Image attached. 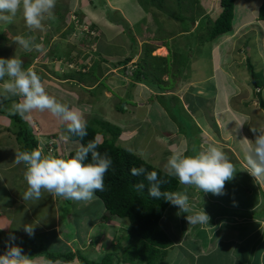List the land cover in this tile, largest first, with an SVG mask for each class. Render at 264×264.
I'll return each mask as SVG.
<instances>
[{
  "label": "rangeland",
  "instance_id": "1",
  "mask_svg": "<svg viewBox=\"0 0 264 264\" xmlns=\"http://www.w3.org/2000/svg\"><path fill=\"white\" fill-rule=\"evenodd\" d=\"M119 1L122 3L121 5L118 0H82V3L97 8V11H93L95 15L101 14V9L104 11V9L111 7L122 8L131 24L132 33L129 36L134 40L132 43L129 42V36L126 37L120 30L115 31L113 27H108L111 31L107 33V27L101 26V31L91 32L93 34L91 37H84L82 32L88 30V24L80 23V20L77 19L78 16L72 12L68 14L66 19L60 20L56 9H54L56 11L55 18L44 22L43 31H35L31 34L23 20L19 23L17 21V24L12 28L5 27L4 31L6 30L7 33L12 31L15 35L22 34L25 38L38 35L35 42L42 44L44 51L34 50L30 52L29 56L33 55V58L30 65L25 69L31 67L35 72L41 73L46 90L59 101L81 108L87 106L89 108V111L85 113L87 122L93 118H98L118 127L120 136L117 145L134 153L149 164L163 167L168 156L176 147H185V154L193 155L209 145L203 140L200 132L193 128L192 121L179 107L172 106L170 115H175V119H168L167 114L163 111V104L151 97L153 96L151 93L155 91L138 84L129 85L128 80L108 64V62L122 60L134 54L131 61L126 65L129 67L127 69L132 68L133 64L141 58L145 43L155 47L151 56H165L167 52L160 45L161 40L154 38L164 36L166 37L164 40L176 46L178 50L187 49L188 51V68L181 77L170 81L174 88L170 93L165 94L166 96H175L180 104V99L185 102L186 97L188 101H193L197 109L192 119L198 117L202 119L201 123L210 124L211 115H207V112L212 109V106L208 105L202 108L203 101L214 95L216 102L214 107L218 106L216 109L223 110L222 99L226 95H231L232 98L236 97L237 102V99L240 98V89L238 88L243 85L248 93L249 91L252 93L248 99L252 105L248 107L251 109H247V113L253 119L254 109L257 107L255 103H259L260 100L255 95L256 91L251 78L260 84L259 94L264 103V21L256 20L257 8L261 0H234L231 31L210 40L208 43L204 42V44H200L197 38L204 35L209 22L218 15L220 11L219 0H197L199 4L198 16L191 24L189 23L192 35L189 34L190 32L181 33L180 25L183 21L174 22L172 17L170 19V17H166L165 13H162V9L155 12L156 17L151 16V14L142 15L143 11L142 13L135 11L136 16L134 18L132 14L134 10L139 8L135 1ZM165 2L170 9H173L172 0H165ZM55 7L61 8L57 4ZM86 13L92 15L89 9L86 10ZM108 15L112 19L116 18L115 14L109 13ZM80 17L83 21L82 15ZM93 18L96 19V17ZM104 21L106 20L104 19ZM127 24L129 23L127 22ZM172 31L174 34L168 35ZM3 34L5 35V32L2 30L0 37L4 39ZM2 38H0V56L2 58L13 57L14 54L10 52L9 47H19V45L15 42L3 43ZM66 50L69 51L67 56L64 55ZM95 53L97 56H94ZM56 56H60L61 60H56ZM29 58L24 59L22 57L21 59L25 61ZM70 58L73 59L72 62H70ZM86 58L88 59L85 70L79 69V65ZM100 58L106 60L107 63H100ZM246 60L249 61L250 69ZM95 63L101 70V73L98 74L100 79L103 77L100 86H96L95 83L94 86L96 87H88L90 84L77 83L75 78L64 79L67 75L78 70L86 74L92 66L96 65ZM7 79L5 77V80ZM161 79L165 80L166 78L162 76ZM3 82L0 81V84ZM200 82H202L201 85H198ZM188 92L191 96H186ZM245 92V90H241V93ZM230 103L234 104L235 101ZM114 106H119L122 113L116 112ZM250 110L252 113L249 112ZM262 111L264 113V109ZM259 114L261 115L262 112ZM28 116L29 119H24V121L29 124L37 138V148L42 149V151L46 150L45 154L49 152L54 154L52 150L54 147L52 148L48 144L49 139L44 135H57L56 144L61 149L57 147L55 149H58L59 156H61V152L66 153L78 146L76 142H70L63 138L67 128L66 124L49 111L34 110ZM223 117L229 118L231 128L237 135L239 133L237 124L242 123V118L237 114L230 118L227 113H224ZM256 124V126L260 125L259 123ZM5 127L9 126H0V129ZM157 127L160 128V131ZM182 128L185 129V134L183 133L184 142L179 140L178 135ZM3 132L2 130L0 133ZM6 136L4 139L12 145L6 141L5 146L9 150L11 149V152H15L17 147L14 142L16 141L13 138L6 139ZM239 136L240 139L243 138L242 134ZM178 140L181 142L180 144L176 143ZM0 146H3L1 138ZM18 167L22 169V172L25 171L21 165ZM235 168L234 178L226 182L222 195H214L210 192L203 193L195 187L178 183L176 192H185L188 195L192 212L204 209L210 219L209 223L190 225L187 220V213L181 212L169 202L160 219L159 227L173 244L170 249L166 250L165 257L158 264H190L195 260L196 264H215L216 258L221 259L217 264H244L248 258L254 257L252 254L250 255L251 252L248 250L249 246H253L251 243H242L240 246L233 247L231 242L221 244L216 241L217 238L229 240V237L239 238L246 235L254 239L262 230L253 220L264 214V203L258 212L254 210L258 205V198L264 200V196H258L254 191L252 192V178L239 169L240 167L235 166ZM13 175L18 179L16 180ZM3 176L11 185L19 189L18 193L11 192L8 196H4L2 194L4 190L0 188V220L7 223L6 237L8 240L9 235L12 234L16 237L15 244L20 242L27 245L34 244L43 247L50 253L67 254L69 250H65L63 244L53 239V232H44L42 228L39 230L41 225H51L54 204L60 220V223H56V227L59 229L58 235L65 239L73 237L74 250H77V245L83 241L89 227L94 225L90 231V240L98 235V232L95 233L96 229L101 231L98 244L102 250L96 245L87 246L88 252L83 256L93 261H96L95 258L98 256L97 260L99 261L108 252L112 254L111 257L107 256V260L110 258L109 263H113L115 257L120 256L121 249L127 243L125 237L128 223L124 219L111 218L109 224L116 225L112 227L101 226L104 208L98 198L90 202H77L43 192V199L27 201L28 206L26 207L27 204L22 195L27 188H21L20 185L16 186L17 181H19L16 171L6 170L3 172ZM20 179L23 180V178ZM17 194L20 200H18ZM50 196L55 199V202L51 201ZM2 200L5 201L1 202ZM238 214L241 218L237 217ZM26 224L34 226L33 237H29L24 231ZM4 234L5 230H1V235ZM263 242L264 238L260 244ZM248 251L249 253H247ZM107 260L105 263H108ZM252 260L253 258L250 259V263ZM261 263L264 264V253Z\"/></svg>",
  "mask_w": 264,
  "mask_h": 264
},
{
  "label": "trees",
  "instance_id": "2",
  "mask_svg": "<svg viewBox=\"0 0 264 264\" xmlns=\"http://www.w3.org/2000/svg\"><path fill=\"white\" fill-rule=\"evenodd\" d=\"M233 1L234 0H219L218 7L220 11L218 15L209 22L208 27L204 31V35L197 38L200 44H204V42L208 43L210 40L231 31ZM135 2L145 14H151V16L156 17L155 12L161 11L162 9V13H165L166 17H170V19L172 17L174 22L183 21L180 25L181 33L190 32L191 26H189V23L191 24L199 13V4L197 0H172L174 5L173 9H170V7L166 5L165 0H135ZM103 12L105 14V20L110 24L119 26L126 37L132 33L127 22L117 11L111 12L108 9H104ZM109 13L115 14L116 18L112 19L108 17ZM57 15L59 19H62L60 13ZM256 20L264 21V0H261L257 8ZM96 30V26L91 23L88 26V30L82 33L84 37H91L93 35L92 33ZM173 34L174 32L172 31L168 35L171 36ZM189 34L192 35V32ZM129 37V42H134L133 38H131V36ZM165 38L166 37L164 36L154 38L155 40H161L160 45L164 47L167 52L163 57L151 56L155 47L154 45L145 43L141 58L133 64L132 68L127 69L128 66L126 67V65L131 61L134 54H131L122 60L108 62V64L112 69H116L120 75L124 76L126 80H128L129 85L132 86L138 84L149 88V90L155 91L151 93V95H153L151 97L162 103L164 108L163 111L167 114L168 119L174 120L175 115H170L172 106L179 107L182 111L183 109L175 96H166L165 93H170L174 88L173 85L170 84V81L174 78L181 77L182 73L188 68L189 63L187 57L189 55L187 54V49L180 51L176 46L166 42L164 40ZM68 54L69 51L66 50L64 55L67 56ZM22 56L24 59L30 57L29 60L23 61L22 67L25 68L30 65L33 55L29 56L28 52ZM94 56H97V54L95 53ZM55 59L61 60L60 56H56ZM87 59L88 58L83 60L79 65V69L85 70ZM72 61L73 59L70 58V62ZM99 62L107 63L106 60L102 58L99 59ZM248 62L246 60V64L250 69L251 66ZM97 66L98 64L92 66L86 74L78 70L75 73L67 75L64 79L75 78L77 83L90 84L88 87L100 86V81L103 77L100 79V75L98 74L101 73V70L99 66ZM127 72L128 74H126ZM36 73L41 77V80L44 79L41 73ZM162 76L166 79L162 80ZM252 81L254 90L256 91V89H258L255 94L258 97V100H260L258 107L263 110L264 103L261 101L259 94L261 86L254 80V78H252ZM94 84L96 86H94ZM18 99L19 97L12 96L8 99L0 98V115L8 118L11 123V127L1 128L0 132L3 130V133H7L16 141L15 144L17 150L30 151L37 148L38 141L29 124L18 114H13L12 104L18 102ZM116 107L117 106H114L115 111L122 113L120 112L119 106ZM184 114L187 116L185 112ZM86 131L87 135L81 139L78 136L68 133L66 128L65 136H68V141L76 142L78 145H86L89 141L99 139L100 144L97 151L101 154L106 153L112 160V165L105 174L104 191L96 192L95 196L101 201L104 208V215L101 218L103 223H108L111 218L120 220L124 219L128 223L127 235L125 237V242L127 243L121 249L120 256L115 257L113 263H109L110 258L107 260V256L111 257L112 254L107 252V254L96 262L88 260V258L81 255L79 251L58 254L47 252L43 247L34 244L27 245L20 242L16 245L20 246L23 249L24 254L29 255L31 259L37 256H43L45 260L50 263L53 261L66 263L75 257L79 264H158L165 257L166 250L170 249L173 244L170 238L159 227L160 219L169 202L163 197L159 199L149 197L147 190L150 185L146 180L145 175L133 176L130 170L133 167L139 168L143 166L149 172L156 171L158 176L166 181V183L161 185L162 191L176 192L178 187L177 179L175 177H167L163 172V167H158L151 163L149 164V162L147 163L134 153L118 146L117 140L120 136V130L108 121L93 118L87 122ZM184 132L185 129L182 128L178 133L184 135ZM46 138L50 140L51 147H54V149H52L54 154L59 156L57 153L58 149H55L56 147L59 148L56 144L57 135L50 134L47 135ZM74 150L75 149L67 151L66 153L61 152V156H63V153L64 156L74 154ZM43 152L46 153V150H43ZM90 160L91 154H89L86 162H90ZM137 183H143L145 186L144 190L137 191L133 187V185ZM0 250L5 252L6 247L0 246ZM106 260L108 263H105Z\"/></svg>",
  "mask_w": 264,
  "mask_h": 264
},
{
  "label": "clouds",
  "instance_id": "3",
  "mask_svg": "<svg viewBox=\"0 0 264 264\" xmlns=\"http://www.w3.org/2000/svg\"><path fill=\"white\" fill-rule=\"evenodd\" d=\"M55 5L56 0H0V21L12 23L16 14L22 11L30 31H43L44 22L55 18ZM35 39L34 36L25 38L17 35L13 41L25 52H43V45L36 43ZM22 65V59L16 55L10 58L0 57V81H4L0 84V98H20L12 104L13 114L29 119L28 114L34 110L49 111L66 124L68 133L83 139L87 135L85 113L89 108L59 101L48 93L41 77L31 67L25 69ZM5 77L8 79L5 80ZM243 124H237V129ZM250 130L254 134V140L243 137L239 140L240 148L249 174L255 181L264 182V125ZM63 138L67 139L68 136ZM48 144L50 145V140ZM99 144V139L89 141L86 145L80 144L75 148L74 154L68 156H57L51 152L45 154L40 148L30 151L15 150L13 163L25 166L23 176L27 189L22 195L23 200L40 201L43 199V192L77 202L96 199L95 193L104 191L105 174L112 165V160L106 153L97 151ZM89 154L91 160L86 162ZM130 171L133 176L145 175L150 185L148 196L156 199L163 197L181 212L187 213L190 225L209 223V215L204 209L192 212L185 192L162 191L161 185L166 181L156 171L149 172L143 166L133 167ZM163 172L167 177L177 178L180 185L195 187L203 193L222 195L226 182L234 178L236 168L222 148L212 144L193 155H186L183 147L174 148L163 164ZM133 187L142 191L145 186L137 183ZM24 231L29 237L34 236L33 225H24ZM15 240L16 237L10 234L6 251L0 254V264H36L15 244Z\"/></svg>",
  "mask_w": 264,
  "mask_h": 264
},
{
  "label": "crops",
  "instance_id": "4",
  "mask_svg": "<svg viewBox=\"0 0 264 264\" xmlns=\"http://www.w3.org/2000/svg\"><path fill=\"white\" fill-rule=\"evenodd\" d=\"M118 3H120V5L122 4L119 0H118ZM56 4L61 6L60 9H57L56 7L54 8V9H56V11L58 13H60L62 15V17H61L62 19H60V20L66 19V17H68V14H70V12H72L74 15L78 16L77 19L80 20V23H82V24L86 23L89 26V24L92 23L93 25L96 26L97 30H100L101 26H105V27H107L106 28L107 33H109V31H111V30H109L110 27L115 28V31L120 30L122 32V30L119 26L112 25L109 22L104 21L105 18H103L104 13H103L102 9H101V14L95 15L93 13V11H97V8L91 7V6L89 7L86 4H83L82 0H59L56 2ZM87 9H89V11H91L92 15L91 14L89 15L88 13H86ZM107 9L109 11H112L113 9H115V11H117L121 15V17L124 18L130 24V22L128 21V18H126V15H125L122 8L111 7V8H107ZM56 11L53 10L54 14ZM135 11H136V13H142V10L140 8H137V10H134V12L132 14L134 18L136 16ZM144 14L145 13L143 12L142 15H144ZM79 15L80 16L82 15L83 21L81 20V17ZM86 16H88V17H86ZM93 17H96V19H94ZM22 20L24 21L23 13H22V11H19L16 14V16L14 17L12 23L0 21V23H1L0 33L2 30H3V32H5V35L3 34L5 36V38L3 39L2 37H0V38H2L1 41H3V43H7V44L8 43H14L13 40H14L15 36H17L14 33H12V31L10 33H7L6 30L4 31V28L5 27H7V28L11 27L12 28V26H15L17 24V21L19 23V22H22ZM129 27H131V24L129 25ZM96 31H94V33ZM30 32L32 34V31H30ZM30 32H29V35H31ZM25 35H27V34L25 33ZM261 35H262V33H261ZM35 38H38V35H36ZM9 49H10V52H12L14 55L18 56L19 58H22L23 57L22 55L28 53V52H25L20 46L19 47L12 46L11 48L9 47ZM263 50H264V48H263ZM34 54H36V53L34 52ZM6 58H8V56ZM201 83L202 82H200L198 85H201ZM243 86L238 88V89H240V93H239L240 98H238L239 100L237 99V102L235 99L236 97L232 98L231 95H226L222 99L223 110L216 109V107H218V106L214 107V104L216 103L214 95H211L210 97H208L207 100L203 101L204 105L202 106V108H204L205 106H208V105L212 106V109H210V111L207 112V115H209V114L211 115V123L210 124L201 123L202 119H199L198 117H196V118L193 117V119H195V120L192 119V116L195 113L197 108L195 107L193 101L187 100V97L185 98V102H182V100L180 99V101H181L180 105H181L183 111L187 114L188 119H190L192 121L193 128H196L200 132L203 140L206 143H208L209 145L214 144V145L222 148V150L230 157L231 162L232 163L234 162V164L237 168L240 167L239 169H241L243 172L246 173V175H248L252 178V181H253L251 184L252 192L254 191V193L258 196H264V182L255 181L254 177H252L249 174V172L247 171L246 161L244 158V154L241 151L240 141H239L240 140V136H239L240 134H242L243 137H247L250 140H254V138H255L254 134L252 133V131L250 129L251 128H258V127L264 125V113H263L262 109H260V110L258 109L259 103H255V106H257L255 109H257V110L254 109V111H255V114H253L254 120L251 119V115H248L249 113H247V109H251L248 107L250 105H252V102H250V100L248 101V99L250 98L252 93L250 91L248 93V90L245 89ZM241 90H245L246 92L241 93ZM192 91H194V88H192ZM189 92L186 94V96L187 95L191 96V94ZM232 101H235V103L231 104L230 102H232ZM216 110H219V111H216ZM258 111L262 112V114L260 115ZM249 112L252 113V110H250ZM224 113H227V116L230 118H233L234 114H237L242 118V123H244V124L241 128L238 129V132H239L237 134L238 136L234 133V130L231 128L229 118L223 117ZM256 123H259L260 125L256 126L257 125ZM4 125L11 127V123H10L9 119L6 118L5 116L0 115V126H4ZM157 129H158V131H160L159 127H157ZM178 135H179V140L184 142L185 141L184 135H182L181 133H178ZM4 136H6V139H11L12 137L10 135H8L7 133H0L1 144L3 145V146H0V188L4 190V191H2V194H4V196H8L11 192L18 193L19 189H16L17 187H14L13 185H11V183H9V181H7V178L5 176H3V172H6V170H15L16 171L17 175L19 176V181H17L18 184L16 186L20 185L21 188H27V184H26V181L24 180V176H23L24 172H22V169L18 167L21 165L25 169V166L23 164L16 165L15 163H13V161L15 159V152H11V149L9 150L5 146V142L7 140L4 139ZM179 140L176 143L180 144L181 142H179ZM10 141L13 142V140H10ZM7 143L11 144L9 141H7ZM184 149H185V147H184ZM13 177L16 178L14 175H13ZM20 178H23V180ZM17 179L18 178H16V180ZM11 180H13V179H11ZM50 199H51V201L55 202V199L53 197L50 196ZM18 200H20L19 195H18ZM3 201H5V200H2L1 202H3ZM25 203L27 204V201H25ZM257 203H258V205L254 208V210L256 212H258V210L261 209V205H262V203H264V200H262V198H258ZM27 206H28V204L26 205V207ZM53 207H54L53 208V221H52L51 225H48V226L41 225L39 230L43 229L42 231H44V232H49V231L53 232V235H54L53 239L60 242L61 244H63L65 250H69V252H71V253H74L75 251H79L82 255L86 254L88 252L87 246L90 247L92 245H96V247L98 246V248H100L102 250V247H99V244H98V241L101 238L100 234H102L101 231H98V229H96L95 233L98 232V235H97L98 237L95 236L96 238L90 240V231L94 227V225H91L89 227L83 241H81V243L77 245V250H74V247H73L74 238L73 237L69 238V239H65V238H62L58 235L59 229H58V227H56L57 226L56 223L57 224H58V222L60 223V220H59V216H58V210L56 209L54 204H53ZM237 217H240L239 214L237 215ZM109 222L103 223V224H101V226L112 227L113 225H116V224L111 225V224H109ZM253 222H255L258 227L262 228V230L259 232L258 236H256L254 239L248 235H246L244 237H239V238L229 237V240H227V238H223L226 241H224L220 238L216 239V241H219L221 244L231 242L233 244V247L234 246H240V245H242V243H251L253 246H249L248 250L251 252L250 255L252 254L254 257L248 258L244 264H262L261 259H262L263 253H264V242H263V244H260V243H261L262 239L264 238V214L259 215L255 220H253ZM6 226H7V223L3 220H0V246L1 247H6V242L9 241L6 237V234H7L6 233ZM101 226L98 225V227H101ZM1 230H5L4 235H1ZM254 244L257 246H255ZM249 251L247 253H249ZM3 253L4 252H2L0 250V254H3ZM251 258H253V260L250 263ZM32 259L36 262V264H49V262L47 260H45V258L43 256H37V257H34ZM95 259H96V261H98L97 260L98 256H96ZM220 261H221V259L216 258L214 260V263L217 264ZM195 262H196V260L190 264H196ZM50 264H79V263H78L77 259L74 257V259H72L66 263H63L60 261H53Z\"/></svg>",
  "mask_w": 264,
  "mask_h": 264
}]
</instances>
